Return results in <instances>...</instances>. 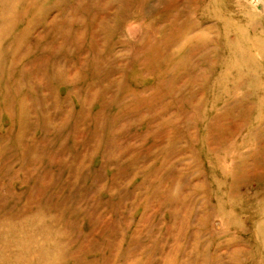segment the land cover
<instances>
[{"label": "rangeland", "instance_id": "374dc122", "mask_svg": "<svg viewBox=\"0 0 264 264\" xmlns=\"http://www.w3.org/2000/svg\"><path fill=\"white\" fill-rule=\"evenodd\" d=\"M0 264H264V0H0Z\"/></svg>", "mask_w": 264, "mask_h": 264}]
</instances>
